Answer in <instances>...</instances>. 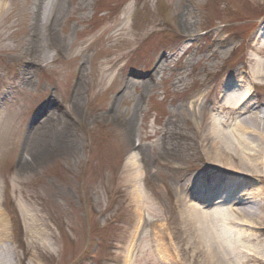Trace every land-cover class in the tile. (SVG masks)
<instances>
[{
  "label": "rangeland",
  "instance_id": "rangeland-1",
  "mask_svg": "<svg viewBox=\"0 0 264 264\" xmlns=\"http://www.w3.org/2000/svg\"><path fill=\"white\" fill-rule=\"evenodd\" d=\"M35 2L7 0L2 23L0 264H124L142 197L178 242L186 203L212 199L200 179L225 171L177 135L197 144L225 84L264 58V0H54L65 53L40 41L49 68L24 71ZM249 91L264 109V80ZM263 181L251 182L262 197Z\"/></svg>",
  "mask_w": 264,
  "mask_h": 264
},
{
  "label": "bare ground",
  "instance_id": "bare-ground-1",
  "mask_svg": "<svg viewBox=\"0 0 264 264\" xmlns=\"http://www.w3.org/2000/svg\"><path fill=\"white\" fill-rule=\"evenodd\" d=\"M6 2L0 0V43L3 45L9 40V36L3 34L2 25L9 10ZM53 4L54 0L35 2L32 24L24 37L25 52L19 54L27 57L24 58L27 64L24 71L49 68L48 60L44 63L40 57V41L45 40L46 49L55 51L56 56L65 53L55 34L56 17L52 18L51 14ZM130 36L125 24L113 38L126 44ZM256 42V50L261 54L264 29ZM81 53L82 49L78 47L73 60ZM262 80L264 58L256 60L251 68L225 84L227 93L219 101L209 127L201 132L197 144L193 145L190 134L178 133L179 143L197 146L209 165L224 170L225 174L211 173L200 179L203 190L210 187L212 199L186 203L179 215L177 236L180 234L181 238L178 242L170 239L168 227L158 225V213L148 198L142 197L138 201L139 225L132 236L124 264H264V242L258 239L264 234V197L258 190L263 187L251 183H262L264 179V109L257 106L253 93L249 91V85ZM63 124L61 138L67 139L70 126L67 121ZM3 125L4 116H0V134ZM57 129L56 126L49 130ZM165 155L177 156L169 150ZM137 163V156H132L128 163L131 170ZM26 166L24 163L22 168ZM207 195L210 198L209 192ZM228 236L232 238L229 240Z\"/></svg>",
  "mask_w": 264,
  "mask_h": 264
},
{
  "label": "trees",
  "instance_id": "trees-1",
  "mask_svg": "<svg viewBox=\"0 0 264 264\" xmlns=\"http://www.w3.org/2000/svg\"><path fill=\"white\" fill-rule=\"evenodd\" d=\"M12 212H13V213H11L12 214V222H13V225L15 226V228H16V234H17L18 231H20V230L22 231V227H21L20 220H19V218L17 216V211L15 209H13Z\"/></svg>",
  "mask_w": 264,
  "mask_h": 264
}]
</instances>
